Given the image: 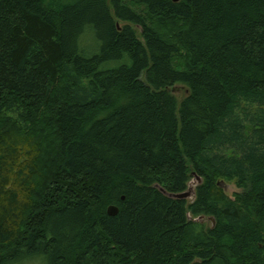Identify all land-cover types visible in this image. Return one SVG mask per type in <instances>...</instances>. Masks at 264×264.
<instances>
[{
  "label": "trees",
  "instance_id": "1",
  "mask_svg": "<svg viewBox=\"0 0 264 264\" xmlns=\"http://www.w3.org/2000/svg\"><path fill=\"white\" fill-rule=\"evenodd\" d=\"M0 264H264V0H0Z\"/></svg>",
  "mask_w": 264,
  "mask_h": 264
},
{
  "label": "rangeland",
  "instance_id": "2",
  "mask_svg": "<svg viewBox=\"0 0 264 264\" xmlns=\"http://www.w3.org/2000/svg\"><path fill=\"white\" fill-rule=\"evenodd\" d=\"M174 95L176 96L177 100H180L187 92L186 90V87L184 85H175L173 87V91ZM196 182V179L195 178H191L190 180V186H191V190L194 191V186L196 185L195 184ZM218 187L227 195V196H232V193L234 191H238L239 188L236 186L235 182L234 181H229V180H224V179H221ZM193 192H191V194L186 197L185 199L186 200H191V198L193 197ZM211 219H213L211 217ZM207 223H205V225L209 226V221H206Z\"/></svg>",
  "mask_w": 264,
  "mask_h": 264
},
{
  "label": "water",
  "instance_id": "3",
  "mask_svg": "<svg viewBox=\"0 0 264 264\" xmlns=\"http://www.w3.org/2000/svg\"><path fill=\"white\" fill-rule=\"evenodd\" d=\"M173 1H178V0H173ZM193 178L196 179L195 184H198V183L201 182V178H200L199 176H197V175L194 174ZM220 181H221V179H218V180L216 181L217 185H219ZM159 189H160L163 193H166L168 196L173 197V198H186V197H188V196L191 194V192H193V191L191 190L190 182H189L188 188H187L185 191H183V192H179V193H167L163 188H160V187H159ZM106 211H107V213H108L109 215H115V214H117V212H118V207L115 206V205H113V204H110V205L107 206Z\"/></svg>",
  "mask_w": 264,
  "mask_h": 264
},
{
  "label": "flooded vegetation",
  "instance_id": "4",
  "mask_svg": "<svg viewBox=\"0 0 264 264\" xmlns=\"http://www.w3.org/2000/svg\"><path fill=\"white\" fill-rule=\"evenodd\" d=\"M193 196H194V191H193ZM193 198V197H192ZM191 198V199H192ZM190 217V216H189ZM197 219H199V221L201 222V223H203V224H205V223H207L206 221H209L210 220V222H209V227H213L214 225H215V220H213V219H211V217L210 216H200V217H198Z\"/></svg>",
  "mask_w": 264,
  "mask_h": 264
}]
</instances>
